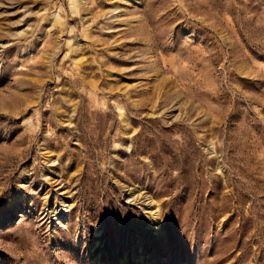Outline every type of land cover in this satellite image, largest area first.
<instances>
[{"label":"rangeland","instance_id":"obj_1","mask_svg":"<svg viewBox=\"0 0 264 264\" xmlns=\"http://www.w3.org/2000/svg\"><path fill=\"white\" fill-rule=\"evenodd\" d=\"M0 264H264V0H0Z\"/></svg>","mask_w":264,"mask_h":264}]
</instances>
